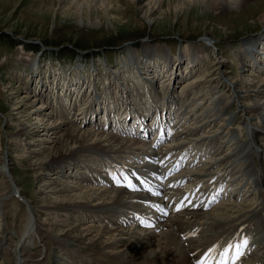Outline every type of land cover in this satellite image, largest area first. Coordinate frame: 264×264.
<instances>
[{"label": "bare ground", "instance_id": "bare-ground-1", "mask_svg": "<svg viewBox=\"0 0 264 264\" xmlns=\"http://www.w3.org/2000/svg\"><path fill=\"white\" fill-rule=\"evenodd\" d=\"M114 1L61 0L60 5L65 10L84 11L96 7L108 10ZM161 1L137 0V3L141 9L150 11L156 10ZM181 1L172 5L181 10L185 0ZM187 1L201 2L213 12L223 11L231 5L237 7L236 0ZM248 1L239 0L238 7ZM259 22L263 25L264 14L259 17ZM252 37L241 42L236 54L241 56L243 66H247V62L258 63L252 80L229 79L221 71V66L218 77L222 83L208 82L211 75L209 78L203 76L200 84L195 82L182 93L170 87L171 79L174 82L180 78L174 70L185 63L182 56L190 60L187 64L189 71L195 70V75L205 71L200 68L211 66L208 64L212 62L208 54L204 56L205 48H201L200 43L183 45L180 56L173 57L177 65L172 63L170 52H159L158 56L165 61L164 66L170 68L163 67L160 72L157 68L156 72L159 75L162 70L170 72L166 78L168 82L157 85L153 83L155 76H151L152 80L148 75L140 80L136 77L139 83H134L147 88L142 94L137 87L123 86L116 76L103 85V91L83 89L86 80L60 77L61 72L50 69L42 71L39 63L43 51L36 57H24L29 80L37 79L39 92L36 87L35 92L27 87V94L14 102L11 118L6 119L15 116V121L19 120L13 134L18 147H22L20 139L29 137V131L32 133L23 144V158L31 162L35 159L34 168L40 171L36 178L45 180L40 192L42 209L37 213L41 216L48 214L49 219L38 220L32 201L22 196L14 180L8 155L0 153V176L6 179L0 182V264L44 261L48 252L46 245L37 243L42 242L44 233L53 239L54 249L49 258L53 264H198L199 260L207 262L210 255L219 253L229 244L236 245L244 238L249 243L237 264H264V29ZM144 55L150 57L154 54L146 50ZM106 61L105 67L108 66ZM133 63L129 59L123 67ZM221 64V60L216 62V66ZM152 65H147L149 69L143 68L147 74L152 71ZM131 68L136 69L138 76V66ZM144 80L147 84L142 83ZM115 84L121 86L117 90L119 95L113 91L108 93ZM218 87L232 91L231 95L214 93L208 99L210 105L190 98L194 88H207L208 91L203 93L207 94ZM139 96L144 97L147 104L149 96L151 99L152 96L158 97L159 101H152V108L158 107L159 102L158 110L153 109L154 113L158 111V119L149 126L144 121L149 109L141 107L143 102L135 101ZM104 98L108 99L109 106ZM232 102H236L240 108L238 112L245 115L242 123L247 138L235 139L232 129L224 124L227 108ZM30 105L31 109L28 108ZM119 107H123V114L118 118L125 120L126 115H122L131 110L138 118L140 128L132 124L124 127L120 120H116ZM108 108L109 112L113 111L110 120H107ZM98 110H103L105 117L97 119ZM83 124L87 127H78ZM150 127L159 132L157 136L149 137ZM35 134L37 137L34 138ZM236 146H242V150L236 151ZM239 152L247 153L249 161L245 165L240 163ZM255 156L259 158V167L254 165ZM115 157L121 161L118 163ZM77 166L82 169L74 172ZM100 168L106 169L104 174ZM259 168L263 177L257 171ZM45 170L51 175L47 172L44 175L42 171ZM114 177H128L137 190L118 186ZM61 179H74L75 182ZM141 180L147 184H141ZM226 181L231 184L224 185ZM224 190V199L229 201L214 207L223 198ZM15 191L23 200L15 196ZM13 199L26 205L20 231L9 230L5 220V210ZM182 201L184 206L177 211ZM119 207L127 210L126 213L130 211L129 214L114 217L113 210ZM162 209H170L169 214H164ZM211 248L215 251L209 252ZM42 251H45L44 258L39 259Z\"/></svg>", "mask_w": 264, "mask_h": 264}, {"label": "rangeland", "instance_id": "rangeland-1", "mask_svg": "<svg viewBox=\"0 0 264 264\" xmlns=\"http://www.w3.org/2000/svg\"><path fill=\"white\" fill-rule=\"evenodd\" d=\"M60 1L0 0V153L8 155L10 171L14 180L20 187L22 196L25 195L32 201L36 213L37 210L39 212L42 209V194L40 192L45 180L36 178L40 171L34 168L35 159L31 162L29 159L23 158V149H25L23 144L25 141L27 142L32 133L29 134L28 129L27 134L29 137H24V140L20 139L22 147H18L13 134L19 120L16 119L18 122L15 121V116H12V119H6V117L11 118L9 115L12 114L10 110L14 102L27 94V87L30 86L32 92L37 84L36 78L34 81L29 80L30 76L27 75L28 67L24 65V57H36L38 53L40 54L43 51L39 63L42 71L50 69L56 73L61 72L60 77H69L71 80L79 78L87 81V77H91L89 82L92 85L95 82L96 87L91 85L89 88H94L96 91H103V85H106L109 80L113 81L116 76L121 79L123 86L131 89L137 87L138 92L142 94L147 88L135 84L134 81L139 83L136 77L140 80L145 75H148L149 79H151V76H155L157 85L163 82L167 84L168 82L166 78L170 75V72L166 71V73L162 70L164 73L158 74L163 67L164 69L170 68V66H164L161 57L158 56L159 52H170L172 63L177 65L178 63L174 61L173 57L175 55L180 56L179 51L183 49V45L200 43L201 48H205L204 56L208 54V59L212 62L208 64H211V66L206 65L207 70L200 68L205 71H201L200 75H195L197 73L195 70L189 71L190 67L187 64L190 60L186 56H182L185 63L181 64L179 69L174 70L180 78H176L174 82L171 81L172 79L170 80V87L173 86L174 91L182 93L184 90L190 89V86L196 83L200 84L203 76L209 78V75H211L210 78H212L208 82L222 83L223 80L220 82L218 77L221 66V71L229 79H235L236 81L243 78L252 80L255 76L254 69H249V62H247V66H243L239 59L240 55L237 57L238 50L243 40L254 38L252 36L261 34L264 29V23L261 25L259 22V17L264 14V0H249L241 5L242 7L231 5L229 8L217 12H213L206 5V7L202 6L201 2L187 0H185L181 10L172 5V3L177 4L179 0H162L156 10L151 9L150 11L141 9L137 0H116L108 10L96 7L85 8L84 11L74 8L62 9ZM20 43L23 44L25 49ZM157 48L161 50L159 51ZM146 50L153 52L154 55L146 57L144 55ZM79 56L82 57L80 64L77 60ZM129 59L132 60V63L134 61L132 67L134 65L138 66V76L135 68L133 69L131 66H127L128 68L123 67V63L128 62ZM105 60H108V66L106 67L104 66ZM220 60L222 64L216 66V62ZM135 61L139 64L137 65ZM196 64L201 67L200 63ZM147 65H152L150 74H147L143 69L148 68ZM157 66H159V71ZM77 68L79 71L76 70ZM91 73H96V75L93 76ZM142 83L147 84L145 80ZM203 86L201 85V87ZM111 87L112 90H108V93L113 91L119 95L117 89L121 86L115 84ZM194 89L190 98L194 97L193 100L195 99L196 102L209 105L208 99L210 100L212 94L225 96L228 94L230 96L232 93V91H227L221 87H218L214 92H206L207 94H203L208 91L207 88ZM149 97L148 104L150 105H152V101H159L157 96H152V99L151 96ZM130 98L133 99L134 97L130 96ZM144 99V97L139 96L135 98V101L139 100L146 105ZM80 101L83 102L84 100L81 99ZM28 108L31 109L32 106L30 105ZM239 109L237 103L232 102L227 108L228 115L224 124H227L238 138H247L246 127L242 123L245 115L238 112ZM116 120H120L119 122L124 125L121 118L116 117ZM148 124H150L149 119ZM82 126L87 127V124L78 127ZM35 137H37L36 134ZM11 139H14V141H11ZM136 157L140 156L136 155ZM243 159L244 162L241 161ZM241 160L240 163L243 165L249 161L247 153ZM254 161L256 162L255 166L259 167V158L255 156ZM100 170L101 173L105 171L104 169ZM257 171L263 177L260 168ZM42 172L45 175L47 170ZM48 175L50 176L51 172ZM68 180L61 179V181ZM3 181H6L5 177L0 176V182ZM69 181V183L75 182L74 179ZM227 183V181L224 182V185ZM230 184L231 182L228 183V185ZM221 204L216 202L214 207L222 206ZM7 206L5 210L7 227L11 231L16 229L20 231L25 220L26 205L17 199H13ZM37 217L38 220L43 222L49 219L48 214L41 216L37 213ZM44 235L42 242L38 239L39 242L37 243L38 245L45 243L48 251L47 256L45 251H42L39 259L44 258L45 255L44 261L40 262L41 260H39L37 262L38 259H36L33 262L29 260L30 262H27V264H53L51 260L49 261L51 252L54 249L53 239H50L46 233ZM55 250L57 251L58 248H55Z\"/></svg>", "mask_w": 264, "mask_h": 264}, {"label": "snow or ice", "instance_id": "snow-or-ice-1", "mask_svg": "<svg viewBox=\"0 0 264 264\" xmlns=\"http://www.w3.org/2000/svg\"><path fill=\"white\" fill-rule=\"evenodd\" d=\"M132 175H135V173H133ZM137 179H140V178L137 177ZM114 182L118 186H124L132 190H137V186L133 184L128 177H121V178L114 177ZM141 184L146 185L147 182L145 180H141ZM148 190L150 191L151 189L149 188ZM183 206H184V203L182 201L180 205L177 206L176 210L179 211L180 208ZM248 243H249L248 239L244 238L240 241L239 244H236V245L229 244L224 249V251L220 253V264H229V261H231V264H237V261L240 259V257L244 255V249H246ZM214 251H215V248L209 249V252H214ZM198 264H206V261L201 259L198 261Z\"/></svg>", "mask_w": 264, "mask_h": 264}, {"label": "clouds", "instance_id": "clouds-1", "mask_svg": "<svg viewBox=\"0 0 264 264\" xmlns=\"http://www.w3.org/2000/svg\"><path fill=\"white\" fill-rule=\"evenodd\" d=\"M236 3H237V6H238V4H239V0H236Z\"/></svg>", "mask_w": 264, "mask_h": 264}]
</instances>
